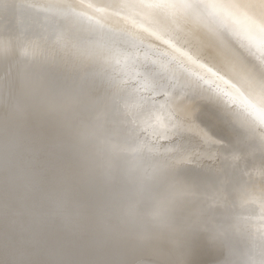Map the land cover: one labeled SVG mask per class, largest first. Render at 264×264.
<instances>
[{"label":"bare ground","instance_id":"obj_1","mask_svg":"<svg viewBox=\"0 0 264 264\" xmlns=\"http://www.w3.org/2000/svg\"><path fill=\"white\" fill-rule=\"evenodd\" d=\"M0 264H264V0H0Z\"/></svg>","mask_w":264,"mask_h":264},{"label":"rangeland","instance_id":"obj_2","mask_svg":"<svg viewBox=\"0 0 264 264\" xmlns=\"http://www.w3.org/2000/svg\"><path fill=\"white\" fill-rule=\"evenodd\" d=\"M244 6H246V5H244Z\"/></svg>","mask_w":264,"mask_h":264}]
</instances>
